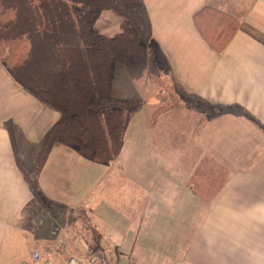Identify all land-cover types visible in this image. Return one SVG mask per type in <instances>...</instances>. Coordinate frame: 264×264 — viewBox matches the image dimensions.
<instances>
[{"label":"crops","instance_id":"obj_1","mask_svg":"<svg viewBox=\"0 0 264 264\" xmlns=\"http://www.w3.org/2000/svg\"><path fill=\"white\" fill-rule=\"evenodd\" d=\"M141 2L153 59L179 87V100L170 92L173 103L158 112L164 106L147 74L119 65L112 98H143L136 111L150 104L153 119L128 125L108 163L56 142L39 175L41 194L63 209L84 208L100 250L113 247L109 237L132 241V264H264V0ZM199 11L218 13L205 20L209 28L238 22L223 50L200 30ZM59 117L0 61V264H34V250L63 264L60 241L52 237L57 245L48 251L39 220L29 221L34 194L20 167L35 161ZM206 159L226 174L210 200L191 183Z\"/></svg>","mask_w":264,"mask_h":264},{"label":"trees","instance_id":"obj_2","mask_svg":"<svg viewBox=\"0 0 264 264\" xmlns=\"http://www.w3.org/2000/svg\"><path fill=\"white\" fill-rule=\"evenodd\" d=\"M102 10L121 18V31L114 36L93 29ZM217 14L199 11L195 19L221 51L238 22L230 18L227 27H207L205 20H217ZM151 36L141 0H0V61L27 91L64 114L46 132L35 161L20 164L34 196L41 195L39 175L56 142L95 162L108 163L119 155L130 118L141 102L107 100L93 106L90 102L110 91L114 61L139 65L151 79L159 77L149 47ZM209 164L208 169L198 167L191 178L197 194L208 200L226 180L222 169ZM214 174L219 175L216 181ZM75 210L88 218L84 208ZM88 248L102 251L99 236L88 242Z\"/></svg>","mask_w":264,"mask_h":264},{"label":"rangeland","instance_id":"obj_3","mask_svg":"<svg viewBox=\"0 0 264 264\" xmlns=\"http://www.w3.org/2000/svg\"><path fill=\"white\" fill-rule=\"evenodd\" d=\"M120 23H121L120 17L110 12L109 10H102L96 16V20L93 24V29L96 30L97 32H100L101 34L114 36L116 33L121 31ZM119 65H121L122 67H128V66L131 67L132 73H138L140 69L142 71L141 75L148 73L145 68L139 65L126 64L124 62L114 61L111 70V77H112L111 83L112 80L114 79L113 76H115ZM156 66L160 69V72H157L159 74V77L151 79L147 74L148 78L146 82H148L149 79L150 82L148 83L153 85V87H157L158 89L157 97H159L160 101L163 103V106H166L165 102H167L168 100L173 103L172 100L173 98L170 92L172 93L174 99L179 100V96L176 93L180 89L179 87L170 83L169 79L164 77L163 70L157 64ZM107 100H119V99L112 98L109 91L105 96L103 95L100 98L96 97V99L92 100L90 103L91 106H93L94 104H100ZM120 101H125V100H120ZM137 101H140V99L139 100L137 99ZM150 101H152V98ZM157 101L158 103L161 104L159 100ZM140 102L141 103L144 102L143 98L141 99ZM143 105L144 104L141 105V108L143 107L142 110L139 111L137 110L138 112L136 111L134 114H132V117L130 118L128 125H130L131 123H132L131 125H136L137 122L142 123V120L146 118V116L151 120L153 119L152 116L154 113L152 112L155 109H151V110L148 109L150 107V104H146L145 106ZM61 114H62L61 116H64L62 112ZM205 161L206 164H204V166L202 167L201 165L198 166L201 167L202 170H204L203 167L205 169H208V166L210 165L209 159H206ZM81 189L84 190L83 186L81 187ZM76 197L78 196L75 195L73 199H69V200L72 202L73 200L76 199ZM28 211L29 213H33L29 221L33 222V220L35 219L33 222L35 223V221L38 219L40 225L39 226L36 225L37 226L36 228L35 225H32V223L29 222L30 225H27V227H29L30 229H33L34 227L36 228L38 234L41 236L40 238H44L42 241L47 247L46 249L50 252L54 251L55 245H57V242L60 241L58 242V246H59L58 248L62 249L63 251L68 250L72 252L73 250L75 252H78L77 254L84 255L87 252L86 250H87L88 240L91 241L92 239L93 240L98 239L99 233L97 232L96 227L94 228V226L90 224L89 222L90 220L87 217L81 215L78 210L77 211L72 210V207L67 206L65 209H63L58 204L57 206L53 205V203L47 198H45L43 194L34 196L31 207L28 209ZM51 213H55L56 214L55 216L57 217L53 218L54 216ZM52 237H55V240L57 242L55 243L52 242L51 241ZM128 238L131 239L130 236ZM109 239L111 242L109 246H113V247H111L109 250L106 248L104 251H101L107 259L112 260L113 264H127L130 263V261H133L132 241L126 240L125 242H119L113 239V237H109ZM115 246H118V251H115L114 249Z\"/></svg>","mask_w":264,"mask_h":264},{"label":"built area","instance_id":"obj_4","mask_svg":"<svg viewBox=\"0 0 264 264\" xmlns=\"http://www.w3.org/2000/svg\"><path fill=\"white\" fill-rule=\"evenodd\" d=\"M40 250H34L30 255V260L34 264H57L53 256H48L43 259ZM105 256L100 251H87L86 254L81 255L65 250V256L61 257L63 264H107ZM22 264H30L23 262ZM127 264H132L127 263Z\"/></svg>","mask_w":264,"mask_h":264}]
</instances>
